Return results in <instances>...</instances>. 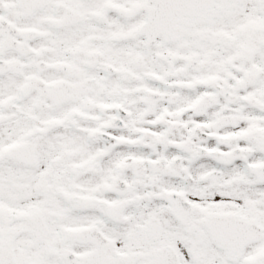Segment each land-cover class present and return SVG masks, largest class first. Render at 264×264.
<instances>
[{"label":"snow or ice","instance_id":"snow-or-ice-1","mask_svg":"<svg viewBox=\"0 0 264 264\" xmlns=\"http://www.w3.org/2000/svg\"><path fill=\"white\" fill-rule=\"evenodd\" d=\"M0 264H264V0H0Z\"/></svg>","mask_w":264,"mask_h":264}]
</instances>
